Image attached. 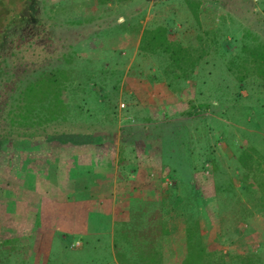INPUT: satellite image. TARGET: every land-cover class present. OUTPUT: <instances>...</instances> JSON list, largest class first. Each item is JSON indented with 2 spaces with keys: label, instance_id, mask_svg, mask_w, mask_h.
I'll return each instance as SVG.
<instances>
[{
  "label": "rangeland",
  "instance_id": "rangeland-1",
  "mask_svg": "<svg viewBox=\"0 0 264 264\" xmlns=\"http://www.w3.org/2000/svg\"><path fill=\"white\" fill-rule=\"evenodd\" d=\"M194 4L195 10L187 0H110L108 4L0 0V64H9V69L16 61L24 68L27 58L35 57L34 47L57 59L54 53L61 52L56 50L57 40L53 42L52 25L87 21L81 29L85 40L76 48L81 58L74 81L86 89L70 93L72 86L65 91L72 105L69 121L28 129L12 123L11 105L0 98V204L9 197L19 199V183L11 176L22 179L19 171L29 159L27 154L50 145L55 134H62L67 142L65 133L73 131L120 130L132 136L145 131L156 164L155 172L149 173L156 184L150 224L157 232L159 224L169 230L156 242L164 264H183L187 259L189 226L206 236L213 256L254 254L264 261V200L240 160L245 155L264 170V76L254 69L264 57V0H194ZM23 10L31 12L34 20L14 17ZM12 20V29L4 36L2 26ZM158 25L167 26V37L174 43L203 54L195 75L182 74L170 87L163 71L172 73L177 65L164 60L162 52H148L147 42L140 45L144 29ZM81 66L86 72L81 73ZM34 69H28L30 75ZM162 84H167V94ZM3 89H10V84L0 85V93ZM10 95L4 96L11 100ZM144 141L139 139L140 148ZM161 150L173 156L166 155L165 160ZM178 160H183L184 174L173 172ZM191 162L199 167L192 175ZM238 199L241 204L235 206ZM5 208L0 206V264H143L147 240L133 231L147 225L146 220L139 222L144 216L126 224L123 235L117 233L112 249L108 233L62 239L14 233L21 211L16 209L19 219L14 222L13 211ZM39 242L41 249L35 251ZM77 242L84 247H76Z\"/></svg>",
  "mask_w": 264,
  "mask_h": 264
},
{
  "label": "crops",
  "instance_id": "crops-1",
  "mask_svg": "<svg viewBox=\"0 0 264 264\" xmlns=\"http://www.w3.org/2000/svg\"><path fill=\"white\" fill-rule=\"evenodd\" d=\"M165 85L161 89L167 94ZM132 135L120 130L72 132L69 141L55 139L51 143L61 146L42 144L37 154L28 153L29 159L19 171L22 179L11 176L19 183V199L9 197L2 203L7 211H13L12 221L22 215L14 223L18 228L14 233L60 239L108 233L113 249L117 233L123 235L126 224L144 216L139 222L146 220L147 225L133 233L149 235L156 185L149 173L155 172V158L149 150L148 132ZM144 138L146 142L140 148L139 139ZM31 171L36 175L29 176ZM16 209L21 212L18 214ZM35 246V251L41 249L40 242Z\"/></svg>",
  "mask_w": 264,
  "mask_h": 264
},
{
  "label": "trees",
  "instance_id": "trees-1",
  "mask_svg": "<svg viewBox=\"0 0 264 264\" xmlns=\"http://www.w3.org/2000/svg\"><path fill=\"white\" fill-rule=\"evenodd\" d=\"M98 1L102 4H108L110 2V0ZM187 2L192 10L196 9L194 0H187ZM195 13L197 14L196 11ZM14 17L25 21H32L35 18L34 15L32 16L31 12H28L27 10L15 14ZM86 22V20H66L63 23L56 22L52 25L53 29L51 30V34L55 36L53 37V42L57 40L59 46L56 47V50L61 52V54L54 53L58 55L57 59H54L55 55L47 57L41 52H37L36 47H34L35 57L27 58L28 60L26 61V66L24 68L16 65L22 64L19 61L13 63L11 69H9V67H11L9 64H0V85L8 88L10 84V89H3V92L0 93V98H6L4 101L7 106L11 105L9 114L12 115L11 118L13 124L18 123L29 129L35 125H40L42 127L50 121H57L60 119L63 121H69L68 119H70L73 113L72 105L70 100H68V95L77 90L85 91L86 89V86L83 85L82 82L74 84V81L77 78L76 73L79 69V58H81L76 48L85 40V36H83L81 29L86 28ZM12 23L13 20L2 26L1 31L4 33V36L11 31ZM167 35L168 28L164 25H158L154 28H145L141 36L140 45L143 41L147 42L148 52H162V54H165L164 60L171 59V61L177 65V69L174 71L171 70L172 73L168 72V70H166V73L163 71V75H165L164 79L168 81V86L170 87L172 83L178 82V80L183 77L182 74L190 73L191 75H195L203 54L195 55L194 49L174 43L169 37H167ZM64 47L66 48L63 50ZM259 58L261 61L254 65V69H256L255 73L259 76H264V57ZM7 60L8 59L5 61ZM33 66L35 67V73L30 75L28 69H32ZM85 67L86 66H81V73L86 72ZM20 74L25 75V77L23 78L22 76L21 78ZM71 87L73 91L65 95V91L70 90ZM6 94H11V100L7 99L9 97L4 96ZM94 131L95 130H93V132ZM79 133L83 134L84 132ZM65 134L66 135L63 136L67 137L68 140L69 133ZM61 135L62 134L57 133L54 136L52 135L53 137H50V139L66 141L61 138ZM167 152L162 151V156L165 160L169 159L166 158V155L168 157L173 156V153L169 151ZM240 160L243 164L242 167L252 176L257 185V190L260 191L264 200L263 168H261L259 164L256 165L251 162V160L245 155H242ZM182 162L183 160H178V166L173 170L174 173L176 171H180L181 174L183 173L182 168L184 166H182ZM187 165L188 168L189 163ZM189 168L191 169V175L199 171L198 165L194 162H191ZM191 175H181V177L183 179H192ZM234 204L235 206L240 205L241 200L238 199L234 201ZM159 217H162V215ZM223 221L225 222V218H223ZM224 222L221 223L222 229ZM197 226L198 224H196V228L198 229ZM159 228L160 232H157L155 231L156 228L151 227L147 232L149 235L146 234L145 236L147 240L145 242L146 249H144L141 254V258H143L141 263L143 264H164L161 251L158 250L156 242L158 240L157 237L160 238L162 234H168L169 230L167 227L163 226V224H159ZM187 238L186 244L188 257L183 264H264V261L258 259L254 254L213 256L214 252H211L208 249L209 241L206 236L201 233L199 229L194 230L192 226L187 228Z\"/></svg>",
  "mask_w": 264,
  "mask_h": 264
},
{
  "label": "built area",
  "instance_id": "built-area-1",
  "mask_svg": "<svg viewBox=\"0 0 264 264\" xmlns=\"http://www.w3.org/2000/svg\"><path fill=\"white\" fill-rule=\"evenodd\" d=\"M80 245H81V244L78 242L77 245H76V247H79Z\"/></svg>",
  "mask_w": 264,
  "mask_h": 264
}]
</instances>
